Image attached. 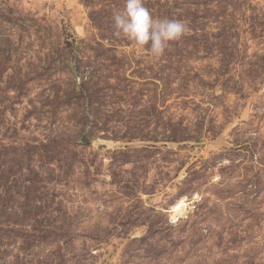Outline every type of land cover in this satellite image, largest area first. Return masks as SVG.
I'll list each match as a JSON object with an SVG mask.
<instances>
[{"label":"rangeland","instance_id":"rangeland-1","mask_svg":"<svg viewBox=\"0 0 264 264\" xmlns=\"http://www.w3.org/2000/svg\"><path fill=\"white\" fill-rule=\"evenodd\" d=\"M0 0V264H264V0Z\"/></svg>","mask_w":264,"mask_h":264},{"label":"clouds","instance_id":"clouds-1","mask_svg":"<svg viewBox=\"0 0 264 264\" xmlns=\"http://www.w3.org/2000/svg\"><path fill=\"white\" fill-rule=\"evenodd\" d=\"M112 27L116 37L133 42L155 58H161L171 42H179L191 29L181 19L154 18L144 6V0H126L122 9L112 14Z\"/></svg>","mask_w":264,"mask_h":264}]
</instances>
